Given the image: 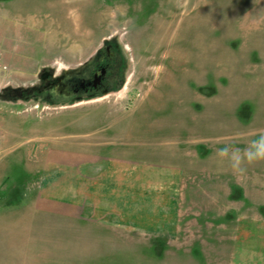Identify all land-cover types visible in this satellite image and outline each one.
I'll list each match as a JSON object with an SVG mask.
<instances>
[{"label": "rangeland", "instance_id": "374dc122", "mask_svg": "<svg viewBox=\"0 0 264 264\" xmlns=\"http://www.w3.org/2000/svg\"><path fill=\"white\" fill-rule=\"evenodd\" d=\"M107 42L122 56L109 92H28ZM261 133L264 0H0V205L28 142L37 169L65 148L185 179L174 241L1 206L0 264H264V162L237 176L216 156Z\"/></svg>", "mask_w": 264, "mask_h": 264}, {"label": "crops", "instance_id": "0c3cea01", "mask_svg": "<svg viewBox=\"0 0 264 264\" xmlns=\"http://www.w3.org/2000/svg\"><path fill=\"white\" fill-rule=\"evenodd\" d=\"M28 143L16 164L21 166V177L12 185L16 191L0 207L31 208L89 221L92 227L125 229L127 239L137 232L144 239L148 234L177 239L183 168L165 172L164 167L131 165L110 155L51 148L37 169L36 145ZM37 172L42 174L39 179ZM10 180L6 175L5 181Z\"/></svg>", "mask_w": 264, "mask_h": 264}, {"label": "flooded vegetation", "instance_id": "af4514ba", "mask_svg": "<svg viewBox=\"0 0 264 264\" xmlns=\"http://www.w3.org/2000/svg\"><path fill=\"white\" fill-rule=\"evenodd\" d=\"M121 61L122 56L119 46L107 42L83 74L64 76L63 79L59 80H50L42 88H33L28 92L31 94L34 92L43 93L46 90V86L62 89L64 94H70L71 96L102 93L104 90L110 91L121 66Z\"/></svg>", "mask_w": 264, "mask_h": 264}, {"label": "clouds", "instance_id": "9594fccd", "mask_svg": "<svg viewBox=\"0 0 264 264\" xmlns=\"http://www.w3.org/2000/svg\"><path fill=\"white\" fill-rule=\"evenodd\" d=\"M216 156L220 162H226L234 174L243 176L248 166L264 162V133L249 141L243 148L225 144L216 149Z\"/></svg>", "mask_w": 264, "mask_h": 264}, {"label": "water", "instance_id": "95a60500", "mask_svg": "<svg viewBox=\"0 0 264 264\" xmlns=\"http://www.w3.org/2000/svg\"><path fill=\"white\" fill-rule=\"evenodd\" d=\"M107 92H109V90H104L102 93H107Z\"/></svg>", "mask_w": 264, "mask_h": 264}]
</instances>
